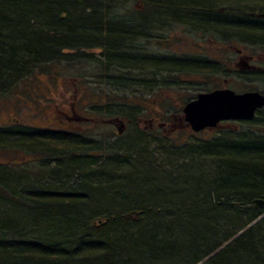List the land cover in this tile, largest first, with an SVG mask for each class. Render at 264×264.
<instances>
[{"label": "trees", "instance_id": "obj_1", "mask_svg": "<svg viewBox=\"0 0 264 264\" xmlns=\"http://www.w3.org/2000/svg\"><path fill=\"white\" fill-rule=\"evenodd\" d=\"M135 2L144 7L143 13L132 7ZM152 10L154 17L145 20ZM224 12L227 15L234 14L236 19L252 16L253 25H248L244 18L226 19L225 16L222 17ZM259 15L264 16V0H0V101L26 78H35L48 67L50 70L53 66L62 64V61L70 60L72 55L85 60L84 57L95 54V50L101 51L113 77L136 76L129 69L118 65L113 57V54L127 52L129 46L132 49L141 45L142 38L138 37L141 30L136 23L147 28L151 24L171 22L167 32L159 34L163 41L169 38L167 34L170 31L184 29L192 34V27L201 29L210 38L212 35L219 37L213 31L219 28L227 35L225 39L231 35L239 40L251 41L255 47L264 49V27L259 25L264 20H258ZM155 33L149 31L145 40L153 38ZM208 41L212 43L213 40ZM227 43L229 41L221 37L214 41L216 45ZM216 70L218 69L214 65L212 69L209 68L210 73ZM187 71L193 73V69ZM254 77L264 81V74L250 77L244 75L248 80ZM119 101H112L111 98L106 100L117 106L140 104L141 100L135 103ZM132 108L131 105L118 108L115 118L125 119L123 116L128 114L135 116L137 110L132 111ZM122 110L125 111L124 114L119 113ZM251 130L252 128L248 129L249 137H255ZM240 132L223 130L214 133L216 143L209 145L204 140L199 152L186 151L184 154H175L172 158L168 156L171 162L165 156L164 163L170 168L180 161L186 165L185 162L192 159L189 154L193 155L194 160L201 159V164L193 163L192 160L190 164L194 168L189 169H199L200 177L189 178V182L184 183L187 188L178 197L160 199L159 202L142 201L143 203L124 212H88L87 195L84 192L92 196L93 181L104 179L98 170L107 169L122 172L129 180L120 185L119 189L115 188L116 191L120 190L112 197L117 201L126 199L120 192L126 191L131 195L135 188L152 185L154 181L141 182L144 178L136 179L139 177L136 176L140 168L138 165L141 166L139 173L144 177L151 174L154 176V172L159 170L158 167L148 169L149 171L142 170V164L152 168L153 159L150 153L139 148L141 144L124 148L111 144L104 147L105 151L101 148L104 152L100 151L98 154L103 160H98L99 165L93 171L86 163L90 162L87 158L85 162L75 160L70 165L58 167L51 173V177L57 181L52 182L51 187L41 188L36 185L30 188L24 175L18 173L13 177L8 168L0 169V264L199 262L222 242L227 241L233 233L249 224L243 220L231 224L229 221L233 214L248 215L253 210V200H264V141L257 138L262 144H252L246 141L248 136L235 138L241 135ZM138 137L139 143H142L141 135ZM223 138L227 140L224 141ZM156 139L158 144L163 145L161 139L164 138L151 140ZM126 140L130 139L126 138L122 142ZM165 141L173 152L180 153L177 151L179 145L176 140ZM83 147L88 150V146ZM209 147L212 150L207 152L205 149ZM203 154L213 160L214 164H209V172L206 170L208 162H205ZM153 161L156 164L157 161ZM183 167L177 171L185 169ZM115 174L114 172L113 175ZM167 174L166 172L165 175ZM206 174L213 179L207 180ZM114 177L115 184L122 183V177ZM59 178L61 183L58 182ZM101 185L99 187H103ZM126 185L130 189H125ZM58 187V190L64 187L72 190L64 198L58 196ZM28 189H32L30 192L34 194L30 195ZM41 192H45V195L40 194ZM49 192H55V195ZM79 192H82L81 195ZM159 193L167 195L168 192L163 190ZM174 199L176 201L173 203L159 205L160 202H172ZM219 200L223 201L222 206L218 205ZM134 212L140 214L137 220L125 222L121 219L122 214ZM18 213L23 217L18 218ZM210 216L213 218H209ZM102 219H107V224L98 227L96 221ZM42 221L58 223L51 225L47 231L59 233L60 236L50 234L40 237L38 232ZM211 263L264 264V220L246 230L206 262Z\"/></svg>", "mask_w": 264, "mask_h": 264}, {"label": "flooded vegetation", "instance_id": "obj_2", "mask_svg": "<svg viewBox=\"0 0 264 264\" xmlns=\"http://www.w3.org/2000/svg\"><path fill=\"white\" fill-rule=\"evenodd\" d=\"M134 9L141 13L144 11V7H142V5L134 7ZM173 32L175 31H170L167 34L169 38L164 39V41L159 37V34H162L161 31H156L157 34L155 33L153 38L146 40L145 36H142V39L140 40L141 45L132 49H134L135 52L141 53L143 58H151L153 60L161 61L162 57H156L150 54L147 55L143 52L147 50V44L152 45L149 43L151 41L157 43L162 42V45L170 42L171 39L174 38L172 34ZM182 33H184V35L185 33L191 34V31L188 32L184 29H179L177 35ZM174 42H178V40ZM207 42L210 43V41ZM218 47L221 54L216 53L213 55H211L206 49L205 51L200 52H178L174 51V48L173 51H170V48H165L168 52H172V57L169 59L190 61H195L194 59L199 61L201 60L200 63L203 67V71L198 76L190 77L186 80L188 84L187 87L194 89V92L196 93V95L192 96L189 101L195 100L199 94L222 91L225 89L231 90L237 94L249 92L241 89L234 90L233 85L241 84L244 81H249V83L250 81H254L253 79H245L244 75L250 77L254 74H264V65L260 64V66H256L253 58L247 56L240 49H234V57L232 60H229L226 59V55L222 57V53L225 54L227 49L231 50L232 47L229 46L228 48H224L223 51L221 44H218ZM94 53L95 54L93 55H88L89 57H84L85 60L77 59L78 57H72V55L69 58L70 60H65L64 62L62 61V64L53 66L50 70L48 67L43 74L36 76L45 77L52 84H54L57 80H63V93H68L67 96L70 97L71 95H75L71 100L73 102L68 105L70 107L69 109L67 108L68 106H65V103L67 102L66 99L61 100V104L65 107V109H57L56 112H47L48 108L46 106L43 105L41 107L40 104H38L36 112L41 114V119L36 117L34 114L27 112L25 114L26 118L28 120L32 119V121L30 124L22 123V116L18 114L14 107L16 102L21 99L24 100L27 105L30 99H32L33 94H35L36 84L32 76L17 84L9 92L12 96L15 95L16 98H11V101L15 102L14 105L12 104L13 108L10 110L0 108V140L11 142L8 146L0 144V157L3 152H12L13 154L21 153L24 155V158L19 161L17 159H11L9 162H2L0 159V169L8 168L14 175L13 177L18 175V173L24 175L28 179V183H30V188L36 185L41 186V188L51 187L52 182H57L53 177H51V173L58 167H62V165L55 160L50 161L49 158L51 156H61L63 158L68 154H72L75 157L74 160L87 158L89 161L93 162V159H96L93 156H97V154L93 153L94 129H105V133L101 131L104 133L102 136L103 138H100L99 140L106 139V141L109 140L110 143L113 141L122 142L126 138L129 139L135 135H141L143 138H164L167 140L171 139V141H173V136L176 135V131L172 125L177 122L181 125V127L190 132L192 137H195L198 134L203 135L207 133H220L221 130H226L224 128L232 127L233 129H236V125L252 124L256 121V117L258 115L262 116L264 119V109H262L255 113V117L252 121L222 122L217 125L215 129H207L198 134H194L184 121L182 110L180 115L178 114L173 116H168L164 113L162 114L161 110H159L161 114H153L151 115V118L143 120L145 107L141 103H129L122 106L113 105L107 102L93 103V84L97 85V89L105 92L111 89V87L106 84L112 81L125 82L130 85L140 84L142 82L144 83L146 79L160 81V77H163L160 73V69L153 66H148L146 68L142 67L140 70H136L134 72L129 69V71L133 72L134 75L137 74L132 78L129 76L113 77L110 74L111 70L107 67V60L101 55V51L95 50ZM229 53L230 51H228V54ZM190 58L194 59L191 60ZM110 62L112 64L114 63L112 61ZM210 64L217 67L218 70L210 73ZM176 76L177 74L173 79H175L177 87L178 80L175 78ZM133 81L136 82L133 83ZM70 88H73L72 94L70 93ZM117 88H123L122 90L128 89L126 85H123V87L119 85ZM37 90L39 91V87H37ZM110 92L112 91H109L108 93ZM83 94H90L89 96H86L87 100L82 99V96H84ZM77 95H80L81 98L78 99ZM21 96H23V98ZM7 97L8 95L0 101V105L1 103H5ZM47 101L49 102V100ZM45 105L48 104L46 103ZM129 105L133 107L131 109L132 111L137 110V113H134L135 116L132 117L128 114L123 116L125 119H119L118 117L115 118V112L118 108H124V106ZM133 105L139 106L137 108ZM263 119L262 121L264 122ZM35 121L39 124H35ZM43 123H45V125ZM140 126L142 129L139 128ZM131 129L142 132H130ZM160 130H166L164 131L165 134L161 133ZM22 138L26 139V143L19 142ZM82 145L88 146V150ZM55 164L57 166H55ZM59 180L58 182L61 183ZM58 189L60 188L58 187L57 190Z\"/></svg>", "mask_w": 264, "mask_h": 264}, {"label": "rangeland", "instance_id": "obj_3", "mask_svg": "<svg viewBox=\"0 0 264 264\" xmlns=\"http://www.w3.org/2000/svg\"><path fill=\"white\" fill-rule=\"evenodd\" d=\"M193 26V25H192ZM192 34H187L182 33V34H178V31L173 32V39H171L170 42L162 45L163 43L161 42H154L151 41L149 42L152 45H148L147 44V50L143 53L145 54H150V55H154L156 57L160 56L162 57V59H169L172 54V52H168L167 49L165 48H170V51H178V52H200V51H205V49L211 54H221V51H219V47L218 45L214 44V41H216L219 37H215L212 35V38H210L209 36H207V34L205 32H203L201 29H194V27H192ZM168 30V28L163 31H161L162 33H166ZM180 36H187V37H180ZM188 38V39H187ZM209 39H212V43L207 42ZM178 40V42H174ZM188 41V42H186ZM236 39L233 40V42L231 43H227V44H221L222 45V51L224 48H228L229 46L232 47L231 50L227 49V52L222 53V57H226V59L232 60L234 57V49H240L242 52H244L247 56H250L253 58V61L255 62L256 66H260V64L264 65V49L259 48V47H255V46H247V42H240ZM207 42V43H205ZM169 45V46H168ZM228 51H230V53L228 54ZM245 55V56H246ZM180 58V57H179ZM216 58V56H215ZM191 60L194 58H190ZM196 66L195 68H193V73L184 70L185 72H189V73H185L184 71H181L183 73H179L177 74V76L175 77L178 82H177V87H176V83H175V79L174 81H171V83L168 82H163V80L161 79V81L159 82L161 89H155L154 91H149L148 93H144L143 95L140 94L139 91L136 90H131V88L122 90L123 88H117L119 85L123 87V85H126V87H130L133 86L135 84H130L129 83H125V82H117V81H112L108 84H106L107 86H110L111 89L103 92L102 90L97 89V85L93 84V103L98 102H106V100H111L112 101H116V102H120L119 100H124V101H128V102H138L139 99L141 100L140 103L144 105L145 107V111H144V116H143V120L145 119H149L151 118V115L153 114H166L168 116L170 115H180L182 108L188 104L189 98H191L192 94H194L195 90L192 88H188L187 87V82L186 80L190 77H196L198 76L202 71H203V67L200 63L199 60L194 59ZM193 61V60H192ZM228 64V62H227ZM210 69H212L210 67ZM161 74H165L164 72H162ZM165 76V75H163ZM172 78H174V74L171 75ZM254 81H244L241 84H235L233 85L234 90H243V91H257V92H263L264 91V81L261 79H257L256 77L253 78ZM33 80L35 81L36 84V89H35V94H33L32 99H30V101L28 102V104L26 105L24 100H18L15 104V102L11 101V98H15V95L12 96V94L8 95V97L6 98L5 103H1L0 108H3L4 110H10L11 108H13L12 104H15V109L17 110L18 114H20L22 117V123L24 124H30V122L32 121V119L28 120L25 116V114L28 112L30 114H34L36 117H39L41 119V114H39L38 112H36L37 106L38 104H40V106L42 107L43 105L46 106L47 108V112L51 111V112H56L57 109L62 110L65 109V107L61 104V100H67V102L65 103L66 107L68 105H70L72 100V96H67V94L63 93L62 90V85H63V80H57L54 84H52L51 82H49L45 77H36L33 78ZM136 81H133V83ZM175 83V85H174ZM171 84V85H170ZM105 85V84H103ZM37 87H39V91L37 90ZM73 88H70V93L72 94ZM109 91H112L110 93H108ZM112 93H115V95H110ZM123 94V95H122ZM82 96L83 100H87L86 96L89 95H85ZM108 96V98H107ZM23 98V96H21ZM5 98V97H4ZM64 98V99H63ZM77 98L80 99L81 96L77 95ZM10 99V100H9ZM16 99V98H15ZM49 100V102L47 101ZM40 101V102H39ZM48 105H45V104ZM139 106V105H138ZM33 108V109H30ZM68 109L70 108L69 106L67 107ZM120 109V108H119ZM159 110H161V113L159 112ZM96 111V110H95ZM120 114H124L125 111H119ZM164 117V116H163ZM256 121H254L252 124H243V125H236L237 128L233 129L231 128H224V129H228L230 131L234 130L235 132H240L241 135L236 136L235 138H243L244 136H248L250 132H248V129L252 128V133L255 135V139L257 138H261L264 139V122L262 121V116L258 115L256 117ZM35 124H39L38 122L35 121ZM45 125V123H43ZM176 127H175V125ZM172 127L175 128L176 131V135L173 136V139L177 141V151L181 153L189 151V149L192 146H196V147H202V141H208L207 143L209 145H212L214 143L217 142V138L215 137L214 133H207V134H203V135H197L195 137H192L190 132H188L185 128L181 127V125L177 122V123H173ZM140 129H142V127H139ZM247 129V131L245 130ZM105 129H99L93 130V142L95 145L94 150V154H97V156H93L96 159H93V161L97 162V166L99 165L98 160H103V158H100L98 152L102 151V149H104V147L106 146H110L111 144H115L116 147H122L124 148L125 146H131L132 144H130L127 140L126 142H115V143H110L109 140L106 141V139L103 140H99L100 138H103L102 136L104 135ZM104 133H102V132ZM133 131H139V130H135V129H131L130 132ZM161 133L165 134L164 131L166 130H160ZM223 131V130H221ZM142 132V131H139ZM129 134V132H128ZM126 134V135H128ZM243 135V136H242ZM223 135H219V137H222ZM252 136V135H250ZM253 137V136H252ZM225 138V137H224ZM223 138V139H224ZM240 138V139H241ZM130 139V138H129ZM146 140H148L151 144L154 145H158V139L156 140H151L150 138L145 137ZM2 141V140H0ZM103 141V142H101ZM163 145L165 147L168 146V142L165 141V139H161ZM232 141V140H231ZM125 143H127L125 145ZM139 147L140 149L143 148L144 150H146L148 152V154L150 153V150L152 149H148L147 143H138L135 144L136 145H140ZM93 145V146H94ZM99 147V148H97ZM97 148V150H95ZM99 149V150H98ZM131 149V148H130ZM133 150V149H132ZM212 148H207V152L211 151ZM105 151V149H104ZM102 151V152H104ZM131 151V150H130ZM155 151V150H154ZM152 151V152H154ZM184 154V153H183ZM104 155V154H103ZM163 155V154H162ZM204 155V154H203ZM160 156V155H158ZM166 156V155H165ZM165 156H164V162L165 160ZM189 158L191 157L192 159L190 161L185 162L186 165H184V163H182V161L180 162H175V165H173L172 168L166 166L164 164V169L161 168L160 166H158V164H155L154 161H150L152 163V168L147 166L146 164H142V170H154L155 168L158 167V169H163V171L167 172V175H163V174H157L155 176H153V174H151L148 177H144L143 174H140L139 172H141V166L138 165L139 168V172L136 174V179H142L144 178L141 182H146L145 179H151L154 181V183L152 185H146V187H142V188H135L134 192L130 195L129 192H120L121 194H123V196L126 198L125 201H117L116 199H112V197L114 196V193H116V189L115 188H120V185H123L124 183L126 184V182H128V177L126 176V174H122V172H116L115 170H108L103 171V170H98L99 172H101L103 174V178L100 179H95L93 181V193L92 196H90V194H86V192H84L85 195H87V203H88V212L93 211V213H97V212H102V211H116V212H124L126 210H128L131 207H136L137 204H141L144 202H151V201H156L159 202L160 199H165V198H174V197H178L179 194L184 193L183 189H186L187 186L184 187V183H188L189 182V178L191 177H200V173H199V169H195V171H190L189 169L194 168L193 165H191L190 163H192V160H194L193 155L189 154L188 155ZM163 157V156H161ZM205 157V155H204ZM24 158V155H22L21 153H17V154H13L12 152H3L1 154L0 159L2 160V162H9L11 159L13 160H21ZM99 158V159H98ZM205 162H208L207 164V172H209V170L211 169V167H209L210 165H213L214 163L212 162L213 160L210 159L209 156L205 157ZM197 164H201V159H195L193 163ZM210 164V165H209ZM183 166H185V169H181L179 171H176L175 169H179V168H184ZM148 167V168H147ZM122 169V168H121ZM167 170V171H166ZM188 170V171H187ZM149 171V170H148ZM171 171V173H170ZM174 171V173H172ZM190 171V172H189ZM114 172L116 173L115 175ZM125 173V172H124ZM192 173V174H190ZM179 175V176H178ZM117 176L118 178L122 177V180L120 184H118V182L115 184V179ZM160 176H163L165 178H170L172 179L171 184L169 186H167V188H164L163 185V181L164 179L159 178ZM206 179L211 181V179L213 178H209L210 175L206 174ZM155 177H157L155 179ZM102 184L101 186L103 187H99V185ZM105 184V186H104ZM117 185V186H116ZM128 186V185H127ZM181 186V187H180ZM125 189H130V188H125ZM123 189V191L125 190ZM102 190V191H100ZM166 190L168 193L167 195L165 194H161L159 192ZM120 191V190H119ZM118 191V192H119ZM80 194L82 192H79ZM117 196V195H116ZM182 198V197H181ZM180 200V199H179ZM176 200L174 199L172 202L169 201H163L160 202L159 205L163 206L161 203H163L164 205L167 203H173ZM100 204V206H99ZM145 204V203H144ZM97 206V207H94ZM94 207V208H93ZM93 208V209H92ZM259 212H261L264 215V210H259ZM17 217H23V215H21V213H18ZM209 218H213L212 216H210ZM220 218H224V217H215V219H220ZM263 219V218H262ZM245 220V219H243ZM58 223H52V222H48V221H42L40 223V231L38 232V234L40 235V237L42 236H46V235H53L55 237L60 236L59 233H53L50 231H47L51 228V225H55ZM95 226H97V224H95ZM61 234V233H60Z\"/></svg>", "mask_w": 264, "mask_h": 264}, {"label": "bare ground", "instance_id": "obj_4", "mask_svg": "<svg viewBox=\"0 0 264 264\" xmlns=\"http://www.w3.org/2000/svg\"><path fill=\"white\" fill-rule=\"evenodd\" d=\"M137 6H140L139 2H135L132 7H137ZM153 14H154V10L150 11V13L148 14L149 16L147 15L145 20H148V19L150 20L151 18H153L154 17ZM224 16L226 17V19L227 18H229V19H236L237 18V17H233V16H235L234 14L227 15V14H225V12L222 14V17H224ZM251 17L244 16L242 18L246 19V23L248 25H253ZM242 18H239V19H236V20H240ZM257 19L258 20H264V16L263 15H259V16H257ZM170 24H172V23L171 22L170 23L167 22L166 24H156V25H152L151 24L149 27L146 28V27L142 26V24L136 23L137 28H139V30H141V31H139L140 33L138 34V37L141 38L142 36H145L146 34L149 33V31H151V32L163 31ZM259 25L264 27V23H261ZM213 31H215L217 33V35L219 37H221V39L227 40V41H229V43L233 42L231 40L236 39L235 37H232L231 35H228L229 37L227 39H225V37H227V35H225L223 33V31L219 30V28H216ZM236 40H238V41H240L242 43L247 42L248 46H255L254 43H252L251 41L239 40V39H236ZM127 48H129V49H127L128 50L127 52H123V53L117 54V55L113 54V57H114V59H115V61H116V63L118 65H120L124 69H130L133 72L136 71V70H140L142 67H145V68L148 67V66L157 67V69H160V73H162V72L165 73V74H162V76L163 75H165V76L160 77V81L162 79L163 82L171 83V81H174V79L172 77H170L171 75L179 74L181 71H184V70L187 71V70L193 69L196 66V63L194 61H190V60L162 59L161 61H158V60H153L151 58H143L141 53L135 52L134 50H132L130 48V46L127 47ZM112 50H113V48H112ZM109 55H111V54H109ZM212 66L213 65L210 64L209 68L210 67L212 68ZM181 73H183V72H181ZM160 81H153L151 79H146V81H144V83L142 82L140 84H135L133 86H130V88H131V90L139 91L140 94L143 95L144 93H148L149 91H154L155 89H161V86L159 84ZM174 85H175V83H174ZM127 88H129V87H127ZM259 94L264 96V91L261 92V93L259 92ZM195 95H196V93L192 94V96H195ZM138 139H139L138 136H132V138H130V140L128 142L130 144H132V145H135V144L139 143ZM140 139L142 140L140 142L147 143L148 149H152L153 148V150H150V155L152 156L153 160L157 161L156 164H158V166H160L163 169L165 167L164 166V164H165L164 163V156L165 155L167 157L169 156V157L172 158V156H175V154H180V153H177V152H173L172 149L169 146L165 147L164 145H160V144H158V145L151 144L148 140H146L143 137H140ZM228 139H230V138H228ZM25 140H26L25 138H22L19 142H25L26 143ZM225 140H227V139H224V141ZM246 141H248L249 143H252V144H262V142L259 139H255L254 137H248L246 139ZM262 141H264V139H262ZM9 143H11V142L10 141L7 142V141H3V140L0 142L1 145L3 144L5 146H8ZM242 143H244V142H242ZM201 148L202 147L199 148V147H196V146H192L187 153L199 152ZM205 150L207 151V149H205ZM152 151H154V152H152ZM181 154H183V153H181ZM158 155H160V156H158ZM161 156H163V157H161ZM169 157H168V162H171L172 160L169 159ZM49 159H50V161H54L55 160L56 162H58L59 164H61L64 167L66 165H70V164L74 163V161H75L74 160L75 157L72 154H68V155L64 156L63 158L61 156H51ZM79 161H84L85 162V161H87V159L86 158H82ZM86 163H87V165L90 167V169L92 171L96 170L97 162H95V161L91 162L90 161V162H86ZM55 166H57V165L55 164ZM163 169L157 170L158 172H154V174L155 175H157V174L165 175L166 172L163 171ZM175 170L177 171L178 169H175ZM57 173H59V172L57 171ZM156 178L157 177H155V179ZM159 178L164 179L163 187H167V186H169L171 184L172 179L169 178L170 179L169 180L168 178H165L163 176H160ZM149 180L153 181L151 179H146L147 182H150ZM25 184H26V182H25ZM27 184L29 185L30 183H27ZM125 188H129V187L126 185ZM31 190H29L28 192H29L30 195H33L34 193L30 192ZM71 190L72 189H70L68 187H64L62 190H58L57 193H58V196H62V197L65 198V194L69 193ZM49 193L51 195H55V192H49ZM40 194L45 195V192H41ZM78 194L81 195L80 193H78ZM255 200H260V201L264 202V200H262V199H255ZM255 200H253V201H255ZM253 201L251 203V206H252L253 210H250L248 215H245L244 213H240V215L239 214H233V218H230L231 221H229L231 224H235L236 222H238L240 220L242 221L243 219H245L243 221H247L246 223H249V224L245 225V227H241L239 230H237L235 233H233V235H231V237L227 241L222 242L221 245L217 249H215L213 252H211L209 254V256L203 257L199 262H195L194 264H206V262L208 260H210L217 252H219L220 250L224 249L226 246H228L230 243H232L233 240H235L238 237H240L241 235H243V233H245L246 230H248L249 228H252L253 226H256L258 223H260V222H262L264 220V215L261 212H259V210H264V205L261 208H259V209H255L254 205H253ZM17 204L20 205V203H18V202H17ZM218 205L222 206L223 205V201L219 200ZM139 215L140 214L138 212L125 213V214H122V218L121 219L126 222V221H130V220L132 221L135 218L134 219V221H135V220H137ZM102 221L105 222L104 225L107 224V219H102ZM93 229H96V228L93 227ZM221 259H223V257ZM211 264H214V263H211Z\"/></svg>", "mask_w": 264, "mask_h": 264}, {"label": "water", "instance_id": "obj_5", "mask_svg": "<svg viewBox=\"0 0 264 264\" xmlns=\"http://www.w3.org/2000/svg\"><path fill=\"white\" fill-rule=\"evenodd\" d=\"M263 107L264 96L258 92L235 94L230 90H222L198 95L195 100L185 105L182 113L184 121L196 134L206 129H214L220 122L250 121L255 112ZM253 205L255 209H259L264 202L255 200ZM96 222L98 227L105 224L102 220Z\"/></svg>", "mask_w": 264, "mask_h": 264}]
</instances>
